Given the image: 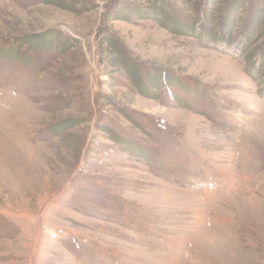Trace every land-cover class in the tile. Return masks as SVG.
<instances>
[{"label":"rangeland","instance_id":"obj_1","mask_svg":"<svg viewBox=\"0 0 264 264\" xmlns=\"http://www.w3.org/2000/svg\"><path fill=\"white\" fill-rule=\"evenodd\" d=\"M161 1L0 0V264H264V9Z\"/></svg>","mask_w":264,"mask_h":264},{"label":"trees","instance_id":"obj_2","mask_svg":"<svg viewBox=\"0 0 264 264\" xmlns=\"http://www.w3.org/2000/svg\"><path fill=\"white\" fill-rule=\"evenodd\" d=\"M140 1H142L140 3ZM143 1H146V3H144L143 5ZM162 2L161 0H123V4L129 9V11L131 12V15H133L135 12L140 13V14H151L152 12H156L158 8V3ZM188 2H192V0H187ZM213 6L216 7H220V5L222 4L223 0H211ZM140 3L139 5H137V3ZM194 2H197L196 0ZM240 2L242 3L241 0H233V4L234 6L240 4ZM163 3V2H162ZM166 3L164 2L163 5H165ZM196 4V3H195ZM169 5V3H168ZM188 5V3H187ZM147 6V7H146ZM170 6V5H169ZM260 6L261 8L259 9V14L262 15V9H264V0H260ZM189 8H191L189 6ZM146 11V12H145ZM163 11V9H162ZM264 14V13H263ZM149 16V15H148ZM259 18V17H257ZM54 36V37H52ZM52 36L50 37V42L55 41V39L57 38V34L55 32L52 33ZM100 49L102 51L103 54V58L107 59L109 66L111 68V70L113 72H117V71H122V69L128 71V72H136L137 74L139 73V71L137 70L139 67L136 66L135 63L132 64L134 71H132L133 69L129 68V65L131 63V61H128V56H127V52L125 51V49L121 46L120 43H118V41H116L113 37H111L110 35L104 36L101 41H100ZM136 69V70H135ZM134 77V76H133Z\"/></svg>","mask_w":264,"mask_h":264}]
</instances>
